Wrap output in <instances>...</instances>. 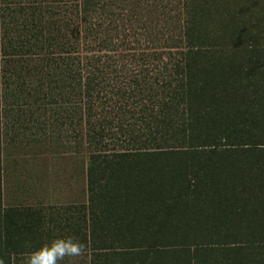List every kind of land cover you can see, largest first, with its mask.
I'll return each instance as SVG.
<instances>
[{
	"label": "trees",
	"instance_id": "trees-1",
	"mask_svg": "<svg viewBox=\"0 0 264 264\" xmlns=\"http://www.w3.org/2000/svg\"><path fill=\"white\" fill-rule=\"evenodd\" d=\"M234 1L208 0L222 6L215 32L204 29L197 0H73L72 34L56 46L74 50L82 34L91 52L65 60L69 84L86 97L90 264H145L140 256L160 248L170 249L168 264L184 255L183 264H198L199 252L211 264H264V0ZM179 42L183 50L157 51ZM33 60L54 83L41 65L46 54ZM49 90L58 92L48 87L43 98ZM146 90L154 98L141 109L148 148L133 150L116 134L104 139L98 115L114 106L116 115L129 113L131 97Z\"/></svg>",
	"mask_w": 264,
	"mask_h": 264
},
{
	"label": "rangeland",
	"instance_id": "rangeland-1",
	"mask_svg": "<svg viewBox=\"0 0 264 264\" xmlns=\"http://www.w3.org/2000/svg\"><path fill=\"white\" fill-rule=\"evenodd\" d=\"M197 1L202 10L201 15L198 13L199 18L207 26L204 29L211 31L215 26L214 31H218L219 26L213 23L218 22L222 6L207 4L208 0ZM72 2L0 0V264H26L28 252L54 235L75 236L84 243L88 233L84 220L86 213L82 210L88 198L90 152L83 113L86 97L82 85L74 87L69 84L71 76L67 73L70 69L65 60L67 55L73 58L77 54L80 60L91 52L83 45L82 34L74 50L70 46L67 51L64 48L60 50L56 46L58 41L65 45L67 34H72L67 29V17L73 16L70 12L75 7ZM73 30L78 33L75 27ZM209 37L218 44L219 39H214V33ZM176 46L179 47L161 46L157 51L183 50L182 43ZM42 54H46L49 62L44 60L41 65L54 72V83L42 73L37 74L38 68L32 66L35 64H32L35 62L33 58ZM59 55L65 57L63 61L56 60ZM166 58L168 55L162 59ZM30 61L31 64L27 65ZM45 69L40 67L39 70ZM119 75L124 74L119 71ZM48 87L58 89V92L49 90L47 97L51 98L50 102L41 93ZM114 92L115 98L116 95L121 98L118 89ZM148 93L146 90L131 97L126 107L129 113L116 115L118 109L114 106L110 115L104 113L105 119L98 115L97 119L107 130V133H102L104 139L116 134L121 141L127 139L133 150L148 148L150 134H141L143 129L144 132L150 130L147 125L150 119L146 118V113L141 114L143 105L152 107L150 102L154 98L149 99ZM108 97H103L102 101ZM129 97L126 95V100ZM126 100L121 101L122 107ZM108 104H103L104 110L109 109ZM95 108L100 110L97 105ZM142 115L139 122L137 119ZM122 116L125 120L121 121ZM76 142L80 151L73 147ZM110 148L108 146L107 149ZM156 186L163 187L164 183L159 180ZM195 228L200 231L199 224ZM163 232L165 234L166 229ZM84 245L85 251L81 256L66 258L63 264H90V247ZM156 245H163V241ZM169 250L156 249L146 258L140 256V259L144 258L145 264H168V258L163 256ZM194 256L193 261L198 264L212 263L208 253L199 252ZM182 259L179 258L180 264H183Z\"/></svg>",
	"mask_w": 264,
	"mask_h": 264
},
{
	"label": "clouds",
	"instance_id": "clouds-1",
	"mask_svg": "<svg viewBox=\"0 0 264 264\" xmlns=\"http://www.w3.org/2000/svg\"><path fill=\"white\" fill-rule=\"evenodd\" d=\"M84 251L78 237L54 235L28 252L26 264H63L66 258L79 257Z\"/></svg>",
	"mask_w": 264,
	"mask_h": 264
}]
</instances>
